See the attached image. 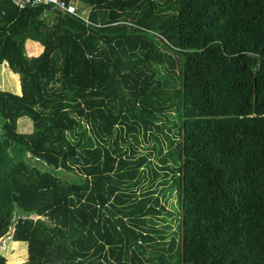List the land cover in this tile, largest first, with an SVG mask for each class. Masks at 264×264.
Masks as SVG:
<instances>
[{
  "label": "trees",
  "instance_id": "16d2710c",
  "mask_svg": "<svg viewBox=\"0 0 264 264\" xmlns=\"http://www.w3.org/2000/svg\"><path fill=\"white\" fill-rule=\"evenodd\" d=\"M66 1L84 19L0 0V241L18 264H264V0Z\"/></svg>",
  "mask_w": 264,
  "mask_h": 264
},
{
  "label": "rangeland",
  "instance_id": "374dc122",
  "mask_svg": "<svg viewBox=\"0 0 264 264\" xmlns=\"http://www.w3.org/2000/svg\"><path fill=\"white\" fill-rule=\"evenodd\" d=\"M41 45L37 43H29L26 48V53L29 56H35L40 53ZM0 89L13 94L20 93V82L18 75L12 74L4 65H0ZM18 132L30 133L32 131V122L27 117H21L17 122ZM45 169L48 168L45 166ZM58 175L62 178L73 177L72 174L64 171H59ZM178 180L175 179L167 184L158 183L155 186L156 194L159 197L164 210L159 216L161 224H169L172 229H179V199H178ZM0 253L5 258L6 264H18L26 259V244L23 242H12L6 236L0 241Z\"/></svg>",
  "mask_w": 264,
  "mask_h": 264
},
{
  "label": "built area",
  "instance_id": "2783aa9c",
  "mask_svg": "<svg viewBox=\"0 0 264 264\" xmlns=\"http://www.w3.org/2000/svg\"><path fill=\"white\" fill-rule=\"evenodd\" d=\"M19 8H24L27 6H39V5H49L53 10H59L65 13L76 15L83 18V14L78 8V4L75 1L66 0H10ZM84 19V18H83Z\"/></svg>",
  "mask_w": 264,
  "mask_h": 264
},
{
  "label": "crops",
  "instance_id": "0c3cea01",
  "mask_svg": "<svg viewBox=\"0 0 264 264\" xmlns=\"http://www.w3.org/2000/svg\"><path fill=\"white\" fill-rule=\"evenodd\" d=\"M29 43H31V42H29ZM29 43H27V45H29ZM32 43H35V42H32ZM37 44H39V43H37ZM27 45H26V48H27ZM42 50V49H41ZM41 50H40V52H41ZM40 54V53H39Z\"/></svg>",
  "mask_w": 264,
  "mask_h": 264
}]
</instances>
